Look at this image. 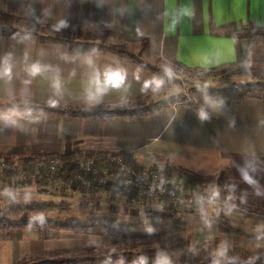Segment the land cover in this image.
<instances>
[{"label": "crops", "instance_id": "crops-1", "mask_svg": "<svg viewBox=\"0 0 264 264\" xmlns=\"http://www.w3.org/2000/svg\"><path fill=\"white\" fill-rule=\"evenodd\" d=\"M0 13L40 27L0 37V161L108 152L202 179L223 176L204 187L219 190L211 189L199 216L179 218L188 245L203 246L219 233L247 252V259L236 262H264L258 259L264 256L262 99L217 100L207 113L178 103L147 116L108 118L33 109L136 106L180 92L100 43L124 47L165 71L173 65L194 75L229 70L219 86L253 82L264 76V38L227 34L264 27V0H0ZM66 42L82 52H70ZM117 75L119 80L111 79ZM65 189L62 196L77 198V190ZM19 195L0 189V210ZM94 202L110 207L108 201ZM96 231L0 229V264L94 255L105 243Z\"/></svg>", "mask_w": 264, "mask_h": 264}, {"label": "rangeland", "instance_id": "rangeland-1", "mask_svg": "<svg viewBox=\"0 0 264 264\" xmlns=\"http://www.w3.org/2000/svg\"><path fill=\"white\" fill-rule=\"evenodd\" d=\"M6 23L20 31H39L40 29L39 26H32L30 24L14 20ZM168 71H170V73L179 80L184 81V84L178 85L180 87V92L178 93L180 98L182 97L183 92H185V98L194 95L192 88L195 86L202 87L207 85L210 87H225L219 86L216 84V82L221 81L225 76H229L231 73L229 70H227L223 72H210L209 74L194 75L189 72H184L180 68L174 67H170ZM216 76H220V78H218L220 80H217L215 78ZM143 103L151 104L152 102ZM140 104L142 103H138L137 105ZM121 106L124 108L134 107L133 104H124ZM104 154L114 153L107 152ZM85 155L91 156L101 154ZM122 155L126 156L128 160L140 170L150 169L164 171L166 168L165 164H159V166L145 164L139 165L135 163L128 155ZM178 180L179 179H175L176 184L178 185L180 193L184 195L186 194L196 196L203 194L206 198H208V194L212 193V188H216V190L218 189L217 185H211L208 189L201 187L200 189H192L188 185L184 184L183 181L179 183ZM19 189L18 191L20 195L11 202L7 203V205L4 206L2 210H0V216L8 221V223L19 225L17 228L25 227L23 224L29 221L32 225L29 226L31 228H38L40 230H54L55 228L52 225L47 226L44 223L65 222L71 221L73 219L80 220L82 223H87L89 218L101 217L106 218L107 220H112L118 224L133 226L132 231L137 234V238L127 240H118L117 238L113 239L110 233L106 232L105 230L97 229L99 231H96V233L103 236V241L105 243L104 247L102 246L96 250L94 253L95 256L100 255L99 253L103 249H107L109 251L106 254L112 255L111 258L118 255L123 256L126 257L127 260H132L133 264H174L184 257L194 260L196 264H227L231 260L236 262L247 259V252L241 251L242 248L240 247L230 245L229 241L227 243L219 233H215L214 235L216 238L210 239L209 242L203 246H189L187 242L188 233L184 232L185 227L182 225L183 220L179 219L186 213H178L175 217H172L162 205H156L155 201H152V204L148 202L144 206H141L139 210L132 211L126 209L128 206H126L124 203L113 204L110 202V207L108 206L106 208H102L99 203H95L94 201H108L106 193L97 191L95 189L84 191L77 189V198H68L66 196H62L64 192L61 191V189H58L56 184L40 187L36 185V182L31 181L27 186ZM86 193H92L90 194L92 197H89L90 195H85ZM43 202L49 204L43 206L42 211H26V208H28L32 203L41 204ZM52 206H55V210H51V208H53ZM88 212L92 213L93 215L89 214ZM192 213L196 216H199L196 212ZM170 224H174V229L169 226ZM231 242L234 243L233 239ZM123 257L121 259L122 261ZM153 257H156V259ZM262 258H264V256L258 257L259 261H263ZM157 259L159 261H157ZM116 264H122V262H118ZM185 264H190V260ZM261 264H264V262Z\"/></svg>", "mask_w": 264, "mask_h": 264}, {"label": "trees", "instance_id": "trees-1", "mask_svg": "<svg viewBox=\"0 0 264 264\" xmlns=\"http://www.w3.org/2000/svg\"><path fill=\"white\" fill-rule=\"evenodd\" d=\"M18 21L11 16H7L0 13V37L9 38V37H15L24 35L25 33L23 31L17 30L13 26L9 25L6 22L9 21ZM227 37H230L232 39H246V38H257L262 39L264 38V27L262 28H256L252 30H236L229 34H227ZM47 41L52 42H64V40H56L54 38H47ZM70 49L69 51H73L74 53L82 52L79 49L76 48V44L73 42H66ZM99 47L109 50L114 54H117L121 57H124L126 59H130L133 62H135L138 66L143 68L146 71L152 72L156 75H158L160 78H162L164 81H166L169 84H175V85H181L184 84L183 80H179L174 75L170 73V71H165L156 65H152L150 63H147L143 60H141L137 55L129 52L126 48L116 46V45H107L104 43H100L98 45ZM172 67L179 68L178 65H173ZM185 72V71H184ZM186 82V81H185ZM187 83V82H186ZM185 90V89H183ZM192 92L194 95L188 96V98H185L186 95L183 92L182 97L180 98V95H175L168 98L160 99L156 102H152L151 104L142 103L140 105H136L133 108H124L122 106H113V107H104V106H94L89 108H76V109H59V108H50L43 105H37L34 106L33 109L45 113H55L58 115H66V116H74V117H84V116H92V117H101V118H108V117H125V116H133V115H142L147 116L150 114L155 113L157 110H159L162 107L175 105L178 103H183L186 105H189L193 109L207 113L209 110L210 105L217 100L224 101L225 104H229L232 101H237L246 97H254L259 98L264 101V76L260 77L259 79H256L254 82L249 83H242L239 81H230L227 86L225 87H210V86H195L192 88ZM75 153H69L64 154L62 157L68 158L72 156ZM104 154V153H100ZM116 154V153H114ZM123 156L122 154H118ZM54 156V155H53ZM56 156V155H55ZM50 157V156H48ZM165 173L168 175H175L177 174L180 179L184 182L186 185L191 186H199V187H206L209 184L215 182V180L223 179V176H218L217 178L214 177H208V178H198L196 175H192L189 172H186L180 168H174L172 166H165ZM221 177V178H220ZM57 182L61 184V191H65L66 187L71 188L72 190L80 189L79 185L76 183V181L73 178V169L71 167H66L63 169H60L56 173L48 174L45 176L43 180L36 181V185L43 187V186H49L51 184L55 185ZM29 184V183H28ZM59 187V186H58ZM19 188L23 187H8L4 188L6 191H16ZM208 198L212 197L211 195L207 196ZM113 204H115V201H109ZM159 205H162L164 209L170 214V216L175 217L177 213L172 211L171 209L167 208L166 202L164 200H157L155 201ZM32 203L28 208H26V211H42L43 206L48 205L49 203ZM128 207L134 208L136 210L140 209V205H127ZM55 210V206H52ZM50 210V209H49ZM192 213V212H185ZM47 226H53L55 229L58 230H68L73 231L77 233H88L90 231L101 229L105 230L106 232L110 233L112 238H117L118 240H127V239H135L137 238V234L132 231L133 226L126 225V224H118L112 220H107L106 218H89L87 223H82L80 220L73 219L71 221H65V222H45ZM25 227L32 226L29 221L25 222L23 224ZM19 225L8 223L3 217L0 216V229L6 230L9 228H17ZM147 237V236H144ZM144 239V238H143ZM150 243V242H149ZM109 250L103 249L99 254L100 255H90L86 254L83 256L78 257H72V258H62L59 260H45V259H38V260H25L22 263L19 264H116L118 262H122V264H133L132 260H127L126 257L123 256H114L107 255L106 253ZM102 253V254H101ZM125 256V255H124ZM123 257V261L121 260ZM156 259V257H153ZM190 260V264H196L194 260H191L190 258L187 259V257L182 258L181 260L175 262L174 264H185ZM157 261H159L157 259ZM227 264H260L258 262H250V261H244V262H233L232 260L229 261Z\"/></svg>", "mask_w": 264, "mask_h": 264}, {"label": "built area", "instance_id": "built-area-1", "mask_svg": "<svg viewBox=\"0 0 264 264\" xmlns=\"http://www.w3.org/2000/svg\"><path fill=\"white\" fill-rule=\"evenodd\" d=\"M71 167L73 178L84 190L106 193L108 201L144 206L148 202L164 200L175 213L196 212L208 202L203 195H184L176 184V177L161 170H140L126 156L118 154L85 155L75 153L43 158L7 159L0 161V189L25 187L40 181L48 174Z\"/></svg>", "mask_w": 264, "mask_h": 264}, {"label": "snow or ice", "instance_id": "snow-or-ice-1", "mask_svg": "<svg viewBox=\"0 0 264 264\" xmlns=\"http://www.w3.org/2000/svg\"><path fill=\"white\" fill-rule=\"evenodd\" d=\"M111 79H113V80H119V76L117 75V76H113V77H111Z\"/></svg>", "mask_w": 264, "mask_h": 264}]
</instances>
